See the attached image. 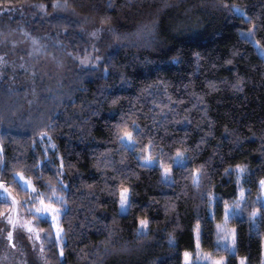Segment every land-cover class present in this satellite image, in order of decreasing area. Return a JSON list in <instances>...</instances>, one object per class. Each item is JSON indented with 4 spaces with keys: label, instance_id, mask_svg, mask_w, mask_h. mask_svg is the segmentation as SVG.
<instances>
[{
    "label": "trees",
    "instance_id": "1",
    "mask_svg": "<svg viewBox=\"0 0 264 264\" xmlns=\"http://www.w3.org/2000/svg\"><path fill=\"white\" fill-rule=\"evenodd\" d=\"M41 2L49 3L50 0H0V9L29 8L25 20L27 31L35 35L38 31L42 34L44 29H50L51 40L60 39L73 56H65L63 71L57 75L39 74L34 65L37 60H32L33 64L27 63L34 65L28 71L17 69L15 81L11 79L12 67L7 68L0 77V113L9 109L22 115L12 126L0 124V134H8L6 155L10 163H15L11 159L13 156L24 153L27 159L23 162L30 166L34 163L33 155H38L40 149H27L28 138L32 135L26 125L29 113L33 121L43 119L47 122L51 119L55 122L54 135L59 149L66 160L75 164L73 169L65 170L64 176L70 211L62 221L69 230L62 264H90L94 245L107 236L103 225L111 222L117 197L101 191L104 178L93 166V159L106 148H116L108 134V125L120 115L121 109L129 111L135 108L141 127L151 129L158 144L171 145L173 150L184 146L192 149L190 155L195 157V165L205 164L211 179H205L203 183L202 201L191 178L181 176L179 165L175 168L176 183L171 186L160 182L158 170H138L142 174L139 179H133L132 185L135 207L120 213L115 231L125 239L130 238L131 229L136 227L134 218L146 215L151 221L149 236L152 239L136 252L137 264H181L182 250L192 248L193 228L199 218L204 228L202 248L213 250L215 222L209 219L206 191L216 192L218 200L233 199L235 173L224 175V169L236 163H246L249 173L243 180L245 187L251 189L248 197L250 210L252 201L256 199L253 180L264 174V156L261 155L264 152V59L252 47L246 48L244 41L237 36L240 21L230 14L225 17L212 13L200 0H113L115 7L111 9L107 8L108 0H84L89 7H77L76 10L81 15H88V31L100 26L102 15L111 17V24L118 32L129 34L135 33L141 25L157 21L155 36L140 39L131 36V43L123 41L111 47L108 45L112 38L107 31L98 39V47L95 46L98 51L94 55L110 57L119 71L125 73L127 80L122 81L116 71L105 74L93 66H81L74 56H83L85 50L91 51V43L87 34L80 32L77 17L64 13L61 19L63 16H68V19L54 27L52 23L42 21L40 15H32L39 10L31 5ZM76 3H81V0H76ZM165 3L170 7L161 11ZM238 3L253 12L264 11L262 0H238ZM91 5H96V8ZM48 10L52 11L50 7ZM176 48L183 50L180 62L168 58L175 54ZM233 48L239 49L242 55L234 58L232 64H225L224 60L229 58ZM49 51L63 55L57 49L49 48ZM193 51L202 54L198 65L192 57ZM103 66L102 62L99 68ZM32 72L36 73L35 96L32 93ZM237 74L244 77L242 92L231 87ZM158 80L167 82L171 100L164 94L163 85L153 84ZM209 81L216 83L215 89H209ZM148 84H153V87L149 93L142 94L140 89ZM114 95L122 97L120 107L109 105L108 100ZM197 96H203L204 103H200ZM30 100L31 104L28 103ZM158 105H167L164 109L166 117ZM154 115L159 117L158 124L161 125L157 128L152 127ZM225 127L231 130V136L224 133ZM209 131L212 135L206 136ZM181 137L184 144L172 143ZM201 137H204V143H200ZM236 137L242 138L238 144L234 143ZM21 142L25 144L23 149ZM110 159L119 167L121 157L118 152L114 151ZM126 163L135 167L136 162L128 155ZM105 171L107 183L112 184L114 173L110 168ZM51 174V171H46L44 178ZM84 185L94 186L90 190ZM176 193H180L178 199ZM23 195L20 193L21 198ZM170 200L176 207L166 212ZM213 206L215 218L220 219L222 210L215 204ZM256 206L261 205L258 203ZM231 223L239 224L240 243L236 255L230 257V264L238 255L246 256L250 264H259L260 241L255 233L250 232L247 216L239 213ZM256 226L264 233V218L258 217ZM39 227L47 228V225L40 224ZM169 233L176 237L175 246L171 248L167 240ZM121 245H124L123 241ZM53 252L49 245L51 264L55 261ZM85 253H88L87 259H81ZM105 264H112V258Z\"/></svg>",
    "mask_w": 264,
    "mask_h": 264
},
{
    "label": "snow or ice",
    "instance_id": "2",
    "mask_svg": "<svg viewBox=\"0 0 264 264\" xmlns=\"http://www.w3.org/2000/svg\"><path fill=\"white\" fill-rule=\"evenodd\" d=\"M74 3L75 6H73ZM31 7L39 10L38 12H33L32 15H40L42 21L52 23L54 27H58L63 20L68 19V16H63V20L61 19L64 13L77 17V26L80 32L86 33L93 40L99 39L101 34L107 31L111 34L112 38L111 43L108 45L109 47L113 44H121L123 41L131 43V36H135L136 39L145 36H155L158 27L157 21L153 20L138 27L133 34L120 33L112 26L111 17L102 15L99 18L100 26L93 27L91 31H88L86 28V25L89 23L88 15H81L76 9L77 7H89V5L76 3V0H73L72 3L69 0H50L49 3H36L31 5ZM49 7L52 11L48 10ZM91 7L96 8V5H91ZM114 7L113 0H108L107 8L111 9ZM167 7H170V5L165 3L161 11ZM220 7L230 14L233 19L240 21L241 27L236 30L237 36L244 41L246 48L252 47L254 51L258 52L264 58V11L258 13L253 12L251 8L238 3L221 4ZM261 8L264 9V2H262ZM8 10L11 11L12 9ZM0 11H5V9H0ZM19 31L23 34V40L12 39L11 33H5L0 34V43L7 45L11 42L15 47L17 44L27 41L29 48L27 55L29 58L37 56L46 57L58 69L64 67L65 56H73L72 52L66 50V45L60 39L51 40L49 35L50 29H44L42 34L38 31L35 35L26 31L23 27H20ZM59 34L60 32L58 31L57 36ZM49 48L57 49L63 55L49 51ZM96 51L98 50L95 47V43H93L92 51L85 50L83 56L76 54L74 59L78 60L81 66L90 65L105 74H111L113 71H116L122 81L127 80L125 73L119 71L110 57L106 58L102 55H94ZM169 51H172V49H169ZM238 55H242L240 50L233 48L230 50L229 58L225 59L224 63L232 64L234 58ZM182 56L183 50L176 48L175 54L170 55L168 58L172 61L180 62ZM192 57L198 65L202 59V54L199 51H193ZM21 60H23L22 57ZM102 62L104 66L100 69L99 65ZM8 67L9 61L7 55H0V77L5 74ZM11 67L13 70V77L11 79L15 81L17 69L28 71L29 67H34V65L21 62L18 65L13 63ZM35 75V72L31 73L33 77V96L36 95ZM153 84L157 86L163 85L162 90L164 94L171 100V96L168 95L166 81L158 80L154 81ZM153 84H148L141 88L140 92L142 94L149 93ZM243 86L244 77L237 74L235 82L232 83L231 87L237 92H242ZM185 87L187 88L188 85L186 84ZM208 87L209 89H215L216 83L209 81ZM9 91L10 93L12 92L11 86L9 87ZM13 94L18 95V93ZM196 98L200 103H204L203 96H197ZM121 100V96L114 95L108 100V103L113 108L120 107ZM28 103L31 104L32 101L30 100ZM158 107L160 108V112L166 117L164 109L167 108V105H158ZM21 115L13 110L6 109L3 113H0V124L12 126L14 121L19 119ZM158 119V116H153V128L161 126L158 124ZM138 120L139 118L135 108L129 111L121 109L120 115L114 122L108 125V134L111 142L116 145V148H106L93 159V166L104 178V188L101 191H106L113 197H117L114 201L116 211L113 214L112 220L103 225L108 237L104 241L106 246L112 243L121 210H131L135 207L133 204L134 187L132 185L133 179H139V176L142 174V171L138 170H147L149 172L158 170L160 173V182L167 183L171 186L176 183L174 179L175 168L179 165L181 168V176L184 179L191 178L192 185L200 191L202 201L205 192L203 183L205 179H211L205 164L195 165V157L190 155L193 151L192 149L184 146L182 148L176 147L173 150L171 145L165 143L158 144L152 130L141 127ZM182 122L175 121V123ZM26 125L30 127L32 132L31 137L28 138L29 143L27 144V149L34 150L37 147L40 149L38 155H33L34 163L30 166L23 162L27 159L24 153L13 156L11 159L15 163H10V158L6 155L8 134L6 132L0 134V241H3L6 249L13 251L21 244L27 247L30 243L33 256L31 264H51L48 254V246L51 245L54 249L55 264H62V258L66 256L69 232L64 227L62 221L70 211L68 208V188L65 185L64 176L66 174L65 170L73 169L75 164L72 161L66 160L59 149L54 135L56 132L54 121L51 119H48L47 122H44L43 119L33 121L29 113ZM211 127L212 122L209 123V128L211 129ZM165 131H167L166 128ZM224 133L227 136H231L232 134L231 130L227 127L224 129ZM205 135L211 136L212 132L209 131ZM253 135L255 134L253 133ZM241 139V137H236L234 143H240ZM172 143L184 144V138L181 137L179 140H173ZM200 143H204V137H201ZM20 146L23 149L25 144L21 142ZM166 148L168 149L167 151H165ZM114 151L118 152L121 157L119 167L110 159ZM50 152L51 155H49ZM128 155H131L132 159L136 162L135 167L126 163ZM261 155L264 156V152ZM49 165H51V169ZM109 168L114 173L111 177L113 180L112 184L107 183L108 178L105 170ZM120 169H126V171L121 172ZM46 171L52 172L47 179L44 178ZM185 173H187L186 176L184 175ZM230 173H235L233 199L220 198L218 200V194L216 192L211 189L206 191L210 222L214 221L215 218V211L213 210L214 204L216 208L221 209L223 212L222 219L215 222L216 239L214 247L218 252L222 251L225 254L214 257L210 252L202 250L204 228L202 221L198 218L197 225L194 229L193 244L195 251L183 250L181 252V264H196L199 261H204L205 264H230V257L236 255L240 243L239 224H230V222L239 213L247 216L250 224V232L255 233L260 241L259 264H264V233H261L256 226L257 218H264V174L255 177L253 180L256 186V199L252 201V207L249 210L248 197L251 189L245 187L243 180V177L249 173V165L246 163L229 165L224 169L223 174L229 175ZM5 177H10V179H5ZM117 181L119 182L118 184L116 183ZM84 186L91 190L94 185ZM20 193L24 194L22 198ZM89 194H92L91 191ZM179 195L180 193L175 194L177 199ZM258 203L261 205L260 207L256 206ZM175 207L176 205L170 200L165 211L168 212L169 210L175 209ZM237 210H239V213ZM134 222L136 224V236L146 237L151 231V221L146 215L136 216ZM40 224H46L47 228L39 227ZM167 240L170 248L175 246L176 237L174 235L169 233ZM112 250L125 252L127 251V246L121 245L119 249L114 248ZM6 259L7 255L5 254L0 257V262ZM25 264H29V262L26 261ZM232 264H250V261L246 256H236Z\"/></svg>",
    "mask_w": 264,
    "mask_h": 264
},
{
    "label": "clouds",
    "instance_id": "3",
    "mask_svg": "<svg viewBox=\"0 0 264 264\" xmlns=\"http://www.w3.org/2000/svg\"><path fill=\"white\" fill-rule=\"evenodd\" d=\"M262 2H264V0H262ZM81 3H84V0H81ZM200 3L208 8L212 13L221 14L227 17L228 13L222 7H220V5L227 3H238V0H200ZM238 4L243 5L242 3ZM13 111L16 112V110ZM131 233L132 235L130 238L125 239L115 231L112 243L107 246L104 244V241L108 238L107 236L99 240L91 251L93 259L90 261V264H105L109 258H112V264H137L136 252L145 243L150 241L152 237H150L149 234L146 237L136 236L135 228L131 229ZM121 241H123L124 245L127 246V251H113L112 249L114 248H120ZM81 251L83 252L84 250L81 249ZM5 254L7 255V259L0 262V264H25L26 261L31 264L33 260L32 255L31 259L29 258V250L23 244H21L15 251L6 249L5 246L0 247V257L4 256ZM87 257L88 253H85L81 259H87ZM52 264H55V261H53Z\"/></svg>",
    "mask_w": 264,
    "mask_h": 264
},
{
    "label": "rangeland",
    "instance_id": "4",
    "mask_svg": "<svg viewBox=\"0 0 264 264\" xmlns=\"http://www.w3.org/2000/svg\"><path fill=\"white\" fill-rule=\"evenodd\" d=\"M28 10H29V8H18V9H12L11 11H9V10L0 11V34L11 33L12 39L23 40V34L19 31V28L23 27L27 31V29H26L27 21H25V20L27 18L26 17V14H27L26 11H28ZM13 30H15V31H13ZM89 40L91 43L90 49L92 51L91 45L93 43H95V46L98 47L96 45L98 43V39L93 40V39L89 38ZM28 50H29V48H28V42L27 41H25L24 43L17 44L15 47L11 44V42H9L7 45L0 43V55H4V54L7 55V59L9 61L10 67L13 63H15L17 65L20 64L21 62L29 64V63H32V60H37V63H34V65L37 67L38 73L42 74V76H47V75L50 76L53 74L57 75L63 71L64 67L62 69H58L56 67V65L53 64L52 62H50L46 57L37 56L34 58H29V56L27 55ZM21 57L23 58V60H21ZM65 60H67V59H65ZM64 65H65V63H64ZM23 72H24V70H23ZM213 210H214V206H213ZM126 212H127V210H121V214H124ZM222 216H223V212L221 211L220 219L214 218V222L221 220ZM196 225L193 228V240H194V229H195ZM215 239H216V237H215ZM214 244H215V241H214ZM3 246H4L3 241H0V247H3ZM27 248H28L29 253H30L29 258L31 259L32 246L30 243L28 244ZM188 250L194 252L195 251L194 244L192 245V248H190ZM202 250L205 252H210L214 257L225 254L222 251L218 252L214 246H213V250L212 249H203V248H202ZM241 257H243V256H241ZM196 264H205V262L199 261V262H196Z\"/></svg>",
    "mask_w": 264,
    "mask_h": 264
}]
</instances>
